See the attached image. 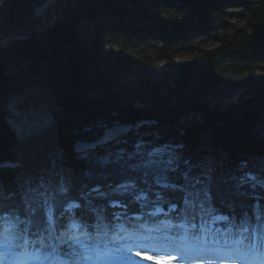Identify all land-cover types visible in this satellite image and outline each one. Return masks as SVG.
Listing matches in <instances>:
<instances>
[{
  "label": "trees",
  "instance_id": "16d2710c",
  "mask_svg": "<svg viewBox=\"0 0 264 264\" xmlns=\"http://www.w3.org/2000/svg\"><path fill=\"white\" fill-rule=\"evenodd\" d=\"M39 1L0 0V33L40 26L31 15ZM224 1L55 0L57 18L49 29L0 45V163H13L0 165V223L10 218L38 247L52 249L46 237L49 211L57 230L74 218L95 240L106 237L105 231L118 222L136 225L152 219L150 209L160 203L169 216L188 222L207 223L215 215H226L225 224L235 232L243 229L249 241L254 232L260 238L264 102L241 105L242 100L215 97L225 87H244L253 79L254 67L264 61V0H233L230 6L237 8L235 15L245 17L247 26L231 30L227 20L232 12ZM170 8L175 21L161 16ZM51 14L47 8L46 17ZM96 15L109 19L92 37L82 35L81 20ZM141 20L165 45L192 52L195 27L222 31H216L215 48L200 50L188 61L176 63L173 53L165 56L168 66L178 68L174 84L145 81L133 99L122 100L117 87L121 74L137 63L127 47L135 36L142 38L136 27ZM100 38H107L106 54L99 50ZM15 58L25 60L22 72L8 71ZM187 67L192 69L189 82L177 90L178 77ZM23 75H32L45 88L50 116L49 123L25 135L11 123L9 109ZM257 84L264 98V76ZM116 99L121 104L113 110ZM115 123L131 127L115 143L97 145L88 156L79 154L77 141H93ZM138 142L146 149L178 145L175 151L182 162L167 172L165 186L155 189L149 175L127 167L125 160L138 156ZM64 248L70 249L68 244ZM58 251L77 261L71 249L65 252L58 245Z\"/></svg>",
  "mask_w": 264,
  "mask_h": 264
},
{
  "label": "rangeland",
  "instance_id": "374dc122",
  "mask_svg": "<svg viewBox=\"0 0 264 264\" xmlns=\"http://www.w3.org/2000/svg\"><path fill=\"white\" fill-rule=\"evenodd\" d=\"M225 5L229 6V10L232 12L231 17L228 18V23L231 30L233 27H246V19L242 16H237V8L230 6L233 0L224 1ZM55 0L48 7L52 14L49 20L52 19V24L57 18V13L55 9ZM4 4L1 5V8ZM34 9V8H33ZM32 9V10H33ZM46 12V11H45ZM45 12L42 13L45 15ZM32 15V14H31ZM46 16V15H45ZM161 16L165 21H175L178 17L175 15L173 10L164 9ZM33 17V16H32ZM38 18V17H34ZM40 21L41 19L38 18ZM109 18L94 16L91 18H83L79 24V29L82 35L87 37H92L95 30L106 23ZM217 26V23L215 24ZM138 32L141 37L135 36L129 46L127 47L128 53L133 55L137 63L131 67V70L121 74L120 85L117 87L119 93L122 94L123 98L131 100L137 95L143 83L145 81H164L167 80L174 84V78L177 75V66H168L165 56L169 53H173V60L176 63L185 62L192 58L194 54H197L200 50L215 48L218 44V39L216 36V31L221 32V28L210 29L205 26H197L194 28V34L191 35V41L194 44L193 52L189 50L180 49L176 46H167L155 35H151L149 31V23L143 20L136 23ZM119 42H122V37L120 36ZM7 44V42H6ZM4 44V45H6ZM114 50L118 49L114 46ZM108 42L107 38H100L99 50L102 54L108 52ZM25 60L20 58H15L10 61L8 66V71L22 72L25 67ZM229 71V68H226ZM264 76V61L259 65L254 67L253 79L256 80ZM244 87H225L221 94H218L215 98L216 101H228L239 102L247 95H242ZM46 90L42 86L35 83L32 75L21 76L20 86L17 92L12 95V100L9 102L10 109V121L18 129V131L25 135L34 128H40L44 124L49 123L50 116L48 114V108L46 104ZM116 99V100H120ZM139 124V123H137ZM131 125L115 123L110 127H106L103 132L93 141L79 140L75 144L76 150L81 156L89 155L90 150L95 146H105L109 143H115L122 134L127 133ZM143 143H137V153L138 156L131 160L127 158L125 161L128 168L139 170L143 174H147L151 177L152 186L156 189L167 184V172L176 168L177 164L182 162L181 158L176 155L175 147L178 145H171L170 147H165L164 145L155 146L151 149L142 148ZM133 159V158H132ZM107 158H98L97 162H106ZM170 160L171 163H164L163 161ZM3 165H13L12 162L4 161L1 162ZM129 181L127 184H131ZM94 191L99 190L98 187L93 189ZM144 192H140L139 199L144 198ZM113 202H117L116 200ZM74 204V203H72ZM153 213L158 214L161 212H167V209L163 208L160 203H155L152 205ZM173 207V205L171 206ZM216 221V220H214ZM184 223V222H183ZM186 223V221H185ZM215 224V231H218L220 225L217 222ZM3 228H0V264H10L9 260H14L18 255H26L29 257L28 261H34L36 264H53V261L59 260V255L56 250L51 251H41L35 248L33 239L20 228H18L15 221L10 218H6L2 223ZM66 230H63L62 236L51 234L50 240L54 246L61 245L63 241L70 239L71 251L76 255L81 257L80 264H97V262H102L104 264H113V260L116 259H126L135 262H144L146 260H140L132 255L133 252L138 250H146L142 247H134L137 243L132 242L128 246L129 242L123 239L122 235H119L120 229L123 227L122 224L117 225L118 232L113 233V236L107 239L106 243L103 244H93L88 242L86 238L85 231H75L77 223L74 220H70L66 225ZM210 227V226H209ZM72 230V232H70ZM229 238L232 243L243 242L245 238L241 236H234L229 234ZM264 238V237H263ZM44 240V239H42ZM41 240V241H42ZM111 242H110V241ZM44 242V241H43ZM105 244V245H104ZM116 246V248H112ZM235 246V245H233ZM236 247V246H235ZM112 248V250H110ZM119 248L124 249V253L115 252ZM120 249V251H121ZM231 247H228L226 251L230 253ZM152 255L163 257L168 255H163L161 253L150 252ZM243 256L235 255L230 261L223 262L220 264H248V260H252L250 254L245 252ZM124 254V255H123ZM127 255L126 258L123 256ZM137 260V261H136ZM246 260V261H245ZM68 262L69 260H63ZM150 261V260H148ZM74 264V263H72ZM260 264V263H252Z\"/></svg>",
  "mask_w": 264,
  "mask_h": 264
},
{
  "label": "water",
  "instance_id": "95a60500",
  "mask_svg": "<svg viewBox=\"0 0 264 264\" xmlns=\"http://www.w3.org/2000/svg\"><path fill=\"white\" fill-rule=\"evenodd\" d=\"M46 0H41L39 1L35 7L39 6L42 2H44ZM34 7V9H35ZM32 11V16L33 17H38L41 19V26H37L34 29H30V30H22V31H6L3 33H0V41L2 39H11V38H15V39H21V38H25L29 35H35L38 33H42L44 31H46L47 29H49L52 26V20H49L45 15H41V14H37L35 11ZM192 74V69L191 67H187L178 77V81L175 85V88L177 90H183L188 82L189 79L191 77ZM243 91L245 93V95H247L245 98L242 99L241 101V105H249V104H253V103H260V102H264V98L261 97V94L258 92V84H257V79L256 80H251L250 82H248L244 88ZM121 104L120 100H116L113 105H112V109L113 110H117L119 108ZM129 125V124H128ZM0 165H3L2 163H0Z\"/></svg>",
  "mask_w": 264,
  "mask_h": 264
},
{
  "label": "snow or ice",
  "instance_id": "6c2138e0",
  "mask_svg": "<svg viewBox=\"0 0 264 264\" xmlns=\"http://www.w3.org/2000/svg\"><path fill=\"white\" fill-rule=\"evenodd\" d=\"M164 163L170 164V160L163 161ZM70 239L63 241L61 244V248L64 249L65 252L69 251V248H64L65 244H70ZM55 250V249H54ZM132 255L140 260H150L153 261L154 264H181V258L178 255L172 254L166 257H159L152 255L150 251L148 250H138L132 253ZM53 264H72L71 261L65 262V261H53Z\"/></svg>",
  "mask_w": 264,
  "mask_h": 264
},
{
  "label": "bare ground",
  "instance_id": "6f19581e",
  "mask_svg": "<svg viewBox=\"0 0 264 264\" xmlns=\"http://www.w3.org/2000/svg\"><path fill=\"white\" fill-rule=\"evenodd\" d=\"M52 2H53V0H46V1L42 2L39 6H37V7L34 6L35 7L34 11L37 14H41L42 15V13H44L47 10V8L52 4ZM50 20H52V19H50ZM7 40L8 39H2L0 41V45L6 44ZM230 247H231V249L229 251L230 253H228L226 251V255L229 257L228 259H231V258H233L235 256V254L233 253V251H234L233 249H234L235 246H230ZM28 260H29L28 256H26L24 254H22V255L20 254L14 260H9L7 262H9L10 264H36L34 261L32 262V261H28Z\"/></svg>",
  "mask_w": 264,
  "mask_h": 264
}]
</instances>
